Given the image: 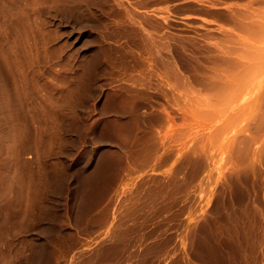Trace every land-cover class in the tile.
Listing matches in <instances>:
<instances>
[{"label": "rangeland", "instance_id": "obj_1", "mask_svg": "<svg viewBox=\"0 0 264 264\" xmlns=\"http://www.w3.org/2000/svg\"><path fill=\"white\" fill-rule=\"evenodd\" d=\"M143 1L0 0V264H264V0Z\"/></svg>", "mask_w": 264, "mask_h": 264}, {"label": "bare ground", "instance_id": "obj_2", "mask_svg": "<svg viewBox=\"0 0 264 264\" xmlns=\"http://www.w3.org/2000/svg\"><path fill=\"white\" fill-rule=\"evenodd\" d=\"M141 1H143V0H141ZM144 1H146V0H144ZM144 1H143V2H144ZM147 1H148V0H147ZM142 4H143V3H142ZM144 4H146V3H144ZM237 14H239V13H237ZM237 14L235 13V15H237ZM233 15H234V14H233ZM233 15H232V16H233ZM240 16H241V14H240ZM263 16H264V15H263ZM234 17H235V19L240 18V17H237V18H236V16H234ZM234 17H233V18H234ZM243 17H245V15L241 16V19H242ZM263 18H264V17H263ZM235 19H234V20H235ZM244 19H247V18L245 17V18H243V20H244ZM253 20H254L255 23H256V20H258V18H257L256 20H255V19H253ZM260 20H261V19H260ZM260 20L258 21L259 24H258V22H257L256 24H255V23H253V24H254V25H257V24H258L257 28H260L261 30H260V29L258 30V29L255 27L256 30H257V31H255V28H253L252 25H249V24L252 23L253 21H251L250 23L247 24V28L249 29V28L252 27V28L254 29L255 33H257V35H258V37L256 36L257 38H254V37H255V36H254L255 34H253V38H254V39H258L259 41H260L259 38H261L262 36H263L262 40L264 39V35H263L264 33H263V32H261L262 34L258 33L259 31H263V28H264V24H263L264 22H263V21L260 22ZM262 20H263V19H262ZM236 21H237V20H236ZM237 22H239V19H238ZM260 23H262L263 25L260 24ZM254 25H253V26H254ZM261 25L263 26V28L261 27ZM248 26H250V27H248ZM249 31H250V33H248V36H249V34L252 35V33H254V31H253L252 29L249 30ZM251 32H252V33H251ZM259 34H260V36H259ZM261 35H262V36H261ZM251 38H252V36H250L249 39H250V40H253V39H251ZM243 40H244V39H243ZM243 40H242V41H243ZM245 40H246V39H245ZM245 40H244V41H245ZM244 41H243V44H245V46H247L248 48L252 47L253 49H255L254 51H252L253 54H254V52H255V54H257V51H259L260 49H261V50H260V53L263 52V50H262L263 48H262L261 46L259 47V46H256V45L253 44V43H255L257 40H255V42L252 43V41L249 42V40H248V38H247V40L245 41V43H244ZM247 41H248V45H246ZM253 41H254V40H253ZM250 43H251V45H250ZM256 43H257V42H256ZM260 43H261L262 45H264V44H263L264 41H263V43H262V41L259 42V45H261ZM252 44H253V45H252ZM249 45H250V46H249ZM257 45H258V44H257ZM253 46H254V47H253ZM205 47H206V45H205ZM255 47L258 48V49L256 50ZM263 47H264V46H263ZM248 48H246L247 51L251 50V49H248ZM246 49H245V52H247ZM253 49H252V50H253ZM249 52H250V51H249ZM250 53H251V52H250ZM253 54H252V55H253ZM255 54H254V55H255ZM250 55H251V54H250ZM250 55H249V56H250ZM257 55H258V54H257ZM257 55H255V57H256ZM245 56H248V55L245 54ZM260 56H261V55L259 54V56H257V57L261 58ZM255 57H253V56L250 57V58L248 57V59H250V65H255V64L253 63L254 60H255V63H256V60L259 61L258 58L256 59ZM253 58H254V60H253ZM251 59H252V61H251ZM257 63L259 64L260 61L257 62ZM257 63H256V64H257ZM258 64H257V65H258ZM257 65H255V67H256ZM204 66H205V65H204ZM206 66H207V65H206ZM209 66H210V65H209ZM209 66H208V67H209ZM211 66H212V65H211ZM215 66L217 67V65H215ZM215 66H212V67H215ZM229 66H230V65H229ZM259 66H260V65H259ZM204 68H205V67H204ZM228 68H230V67H228ZM256 68H257V67H256ZM205 69H211V68H205ZM212 69H213V68H212ZM212 69H211L210 71H209V70H208V71L206 70V72L209 73V72H211V71H212V72L217 71V70H214V71H213ZM214 69H216V68H214ZM217 69L222 70V68L220 69V68H218V67H217ZM223 69H224L225 72H226L227 67H226V69L223 67ZM257 69H258V68H257ZM257 69H252V71H253V70L256 71ZM224 70H222V71L224 72ZM228 70L231 71L230 69H228ZM228 70H227V71H228ZM229 71L226 73L227 75H230ZM255 71H253V72H255ZM215 73H216V72H215ZM215 73H213V74H215ZM218 73H219V72H218ZM218 73H216V74H218ZM216 74H215V76H216ZM206 75H207V73H206ZM206 75H205V78L207 79L208 77H206ZM224 75H225V74H224ZM231 75H232V74H231ZM207 76H208V75H207ZM209 76H210V75H209ZM215 76H214V78H213L212 75L210 76V77H212V78H210V79H212V81H213L212 83H215L214 80H213V79H215ZM218 76H220V73H219ZM232 76H233V75H232ZM203 77H204V76H203ZM220 77H221V76H220ZM225 77H226V76H224V78L222 79L223 81H225L224 79H226V82H227V83L222 81V83H225L224 85L221 83V80L219 81V79H221V78H218V79L216 78V79L220 82V84H218V82H217V86H216V88L218 87V85H220V86H222V85H223V86H226V85H227V88L229 87L230 84H231L230 87L232 86L233 88H234L235 86L239 85V83H238L237 85H233V82H232V81L230 82V80L232 79L231 77H230L229 84H228V81H227V80H228L229 78L227 77V78H228V79H227V78H225ZM236 77H238L237 79L239 80V76L237 75ZM236 77H235V79H236ZM205 78H204V79H205ZM202 79H203V78H202ZM204 79H203V80H204ZM210 79H209V80H210ZM233 79H234V77H233ZM235 79H234L233 81H237V80H235ZM210 81H211V80H210ZM204 82H205V81H204ZM206 82H207V81H206ZM209 83H211V82H209ZM236 83H237V82H235L234 84H236ZM207 84H208V83H207ZM207 84H205L206 86H208L207 88H209V90L212 89L211 86L209 87V85H207ZM221 84H222V85H221ZM223 86H222V87H223ZM212 87L214 88L215 85H212ZM232 87H231L230 89H232ZM220 88H221V87H218V88H217L218 91H219V92L217 91L218 93L215 91L218 95H221L220 93H221L222 91H223L224 93L227 92L226 94H228V92L231 93V91H230L229 89H228V90L226 89L227 91L225 90L226 87L224 88V90H219ZM221 89H223V88H221ZM213 90H214V89H213ZM211 91H212V90H211ZM215 92L212 91V93H215ZM223 92H222V94H224ZM217 94H216V96H218ZM214 95H215V94H214ZM227 96H228V95H227ZM221 97H222V96H221ZM222 98H223V97H222ZM222 98H220L219 100H217V101H219L220 103H219V102H216V99H214V100H215L214 102L216 103V104H215L216 106H218V104H221V103H224V104H225V102H223V101L226 100V99H225L226 97H224L225 100H222ZM227 99H228V97H227ZM220 100H222V102H221ZM229 100H230V99H228V101H229ZM230 101H231V100H230ZM211 102H213V101H211ZM214 102H213V104H214ZM226 102H227V101H226ZM217 103H218V104H217ZM227 103H228V102H227ZM231 103H232V102H231ZM231 103H230V104H231ZM263 103H264V101H263ZM208 104H209V105H210V104L212 105V103H208ZM208 104H206V105H208ZM228 105H229V104H228ZM231 106H232V105H231Z\"/></svg>", "mask_w": 264, "mask_h": 264}, {"label": "crops", "instance_id": "obj_3", "mask_svg": "<svg viewBox=\"0 0 264 264\" xmlns=\"http://www.w3.org/2000/svg\"><path fill=\"white\" fill-rule=\"evenodd\" d=\"M102 205L103 204H98L97 206H96V208H101L102 207ZM104 209H106L107 208V205L106 206H104L103 207ZM89 215H90V217L92 218L93 216H95V215H93V211L92 210H90V213H89Z\"/></svg>", "mask_w": 264, "mask_h": 264}]
</instances>
